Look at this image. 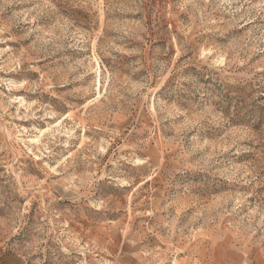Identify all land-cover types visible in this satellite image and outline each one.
<instances>
[{
    "label": "rangeland",
    "instance_id": "obj_1",
    "mask_svg": "<svg viewBox=\"0 0 264 264\" xmlns=\"http://www.w3.org/2000/svg\"><path fill=\"white\" fill-rule=\"evenodd\" d=\"M0 264H264V0H0Z\"/></svg>",
    "mask_w": 264,
    "mask_h": 264
}]
</instances>
